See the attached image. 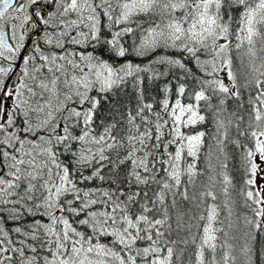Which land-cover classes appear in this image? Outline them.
<instances>
[{
    "label": "snow or ice",
    "instance_id": "obj_1",
    "mask_svg": "<svg viewBox=\"0 0 264 264\" xmlns=\"http://www.w3.org/2000/svg\"><path fill=\"white\" fill-rule=\"evenodd\" d=\"M262 235L264 0H0V264H255Z\"/></svg>",
    "mask_w": 264,
    "mask_h": 264
},
{
    "label": "trees",
    "instance_id": "obj_2",
    "mask_svg": "<svg viewBox=\"0 0 264 264\" xmlns=\"http://www.w3.org/2000/svg\"><path fill=\"white\" fill-rule=\"evenodd\" d=\"M128 43H131V40L128 41ZM106 59H110L109 56H105ZM126 59L131 60L133 63H147V59L146 58H140V57H135L133 55H129ZM123 61L121 60H116V63H122ZM160 83V86L162 87V83ZM146 88H147V92L146 95L148 96H156L157 93L155 91L154 85L151 81H146ZM127 91L129 93H131L132 89L131 86H129V88L127 89ZM108 108V105L106 104H102V108H101V114L99 115L98 119H103L105 116H107V111L106 109ZM206 130L211 132L213 130L212 128V124L209 121L206 125ZM228 155H229V159H228V171L229 174L232 176L233 178V182L236 186L237 189L240 188L241 183H242V177H243V171L241 168V153L238 149H236L234 146L229 145L228 146ZM237 211L241 213V215H243V209L241 208H237ZM249 215H251V213H248ZM242 223V222H241ZM83 229V228H82ZM86 230V229H83ZM243 230V229H242ZM258 241L259 243L253 244V260L255 262V264H264V255H260V258L257 259V256L261 253H264V235L262 236H258ZM244 243L243 239H240L239 241L236 242L237 244V249L239 248L240 245H242ZM234 254L237 255L238 259H237V264H243V255L242 253H240L238 250L234 251Z\"/></svg>",
    "mask_w": 264,
    "mask_h": 264
},
{
    "label": "flooded vegetation",
    "instance_id": "obj_3",
    "mask_svg": "<svg viewBox=\"0 0 264 264\" xmlns=\"http://www.w3.org/2000/svg\"><path fill=\"white\" fill-rule=\"evenodd\" d=\"M25 0H14V3H16L17 5H19L20 3H24ZM42 3L44 4H47L48 3V0H41ZM5 32H6V35H9L10 34V24H6L5 25ZM30 32V39H26V53H30L32 51V46L35 45L37 43V39H38V36L36 34H34V30H29ZM9 43L10 44H13L14 46V41H11L9 39ZM40 43L43 45V41L41 40ZM44 46V45H43ZM44 47H47V45H45ZM17 63H19V61H17Z\"/></svg>",
    "mask_w": 264,
    "mask_h": 264
},
{
    "label": "rangeland",
    "instance_id": "obj_4",
    "mask_svg": "<svg viewBox=\"0 0 264 264\" xmlns=\"http://www.w3.org/2000/svg\"><path fill=\"white\" fill-rule=\"evenodd\" d=\"M45 46V45H44ZM83 230V229H82Z\"/></svg>",
    "mask_w": 264,
    "mask_h": 264
}]
</instances>
